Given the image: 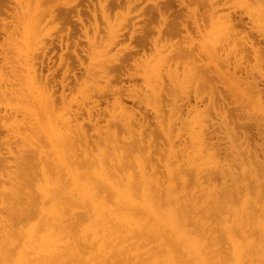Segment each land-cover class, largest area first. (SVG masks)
<instances>
[{"label":"bare ground","instance_id":"6f19581e","mask_svg":"<svg viewBox=\"0 0 264 264\" xmlns=\"http://www.w3.org/2000/svg\"><path fill=\"white\" fill-rule=\"evenodd\" d=\"M42 1L41 8L48 3ZM8 5L0 0V17ZM60 6L50 8L52 21L60 15L71 23L76 15L74 21L84 25L75 2ZM155 6L152 46L158 65L168 64V85L161 70L151 68L153 58L138 64L137 46L121 45V52L98 60L125 33L114 25L105 26L103 35L95 13V32L91 38L86 28L80 31L88 45L81 53L71 51L72 59L65 54L69 41L81 38L78 31L67 26L64 35L48 34L44 42L45 27L37 25L32 5L13 14L23 41L10 44L14 52L7 48L27 66L31 108L22 118L32 136L28 148H18L20 157L9 144L7 154L15 161L0 162V264H126L135 248L123 247L129 239L142 240L148 250L155 245L139 264H159L160 258L162 264H264V158L252 161L264 155V0H159ZM0 20L6 36L1 63L8 66L15 61L4 46L15 36L7 19ZM135 31L129 39L143 49L151 34ZM138 78L143 90L120 86ZM5 81L0 78L4 102L18 93L16 81ZM80 81L87 89L71 96ZM92 81L105 85L91 90ZM125 98L144 108L139 118ZM12 123L2 126L20 139L25 126L17 121L13 130ZM11 165L15 170H8ZM6 181L15 189H7ZM2 244L9 246L4 253Z\"/></svg>","mask_w":264,"mask_h":264},{"label":"rangeland","instance_id":"374dc122","mask_svg":"<svg viewBox=\"0 0 264 264\" xmlns=\"http://www.w3.org/2000/svg\"><path fill=\"white\" fill-rule=\"evenodd\" d=\"M4 2H6V3H8L9 5H8V7L10 8L11 6V8H10V10H9V8H8V13H6V14H3L0 18L3 20V19H5V21H6V19H7V27H10L8 30L10 31V33H11V31H12V33H14V36H15V38H13V37H11L10 39V41L11 42H13V43H9V44H7V46H4V47H9L10 49H12V52H14V49H13V47L10 45V44H14V43H16L17 42V47H19V46H22L21 44H22V41H23V35H22V31H23V28H22V25L20 24H18V23H20V22H18V19L15 17V19H12V17L14 16L13 14L15 13V11L17 10V12H20L21 10H20V8H19V6H25V5H28V8H29V10H31V8H32V13H33V15H34V13H35V15L37 14V18L35 17L34 19L36 20V22H37V25H41V29L40 30H42L43 31V29L42 28H44V31L42 32V34H43V36H44V42H46L47 41V39L45 40V38H46V35H48V34H53L54 36H56L57 35V33H58V35L57 36H59V35H64L66 32H68V27H70L71 28V30H73V29H75L76 31H78L79 32V34H81V40L80 39H77V40H70L69 41V49L66 51V54H65V58L66 59H72L74 56L72 55L73 53V51H74V49H76L77 50V52L78 53H81V46H83V47H86V45H88L87 44V40L86 39H84V37H83V35H82V32H80V31H83L85 28L88 30V33H89V36L91 37V36H93V33L95 32V30H94V28H95V25L93 24L94 22H95V20H94V17H93V15H94V13L96 14V18H97V25H98V28H97V31H101L102 33H103V35L105 34V33H107V31L109 30V27H111V26H114L113 28H114V30H116V31H119V33H121V32H124L125 33V38H123V40H121L120 41V44L117 46V47H115V48H112V49H110V50H108V51H106V52H103L102 54H101V56L99 57V59L98 60H105V59H110V57L111 56H113L114 54H117V53H119V52H121V50H120V46L122 45V46H126V45H132V46H137L138 48H139V51H138V53H137V56H141V58H140V61H139V65H142L143 64V62L145 61V59L148 57V58H153L152 59V61H151V68H152V66H155L154 68H153V70H158V71H160L161 70V73L163 74H161L159 77L160 78H162L163 80H164V82H165V84L166 85H168L169 84V81H168V79H166L168 76H167V70L169 69L168 68V64L167 63H162L163 65H158V60H159V57L157 56V54H154L155 52L153 51V46H152V42L154 41V39H156L157 37V33H156V30H155V28H156V26L158 25L157 24V7L155 6V4H156V2L157 1H159V0H137V1H135V2H139L138 4L137 3H135L133 0H131V5H130V3H128V2H130V0H128V2H125V1H127V0H100V3L103 5L102 7L100 6V4H99V1L98 0H45V2L44 3H46V2H48L47 4H45L46 5V7H45V5H44V7H40V5H41V2H39V1H42V0H30L32 3L30 4V1L28 2V4H27V0H3ZM11 1V2H10ZM26 1V2H25ZM44 1V0H43ZM43 1H42V3H43ZM119 1V2H118ZM134 2V4H133V2ZM22 2H25V3H22ZM35 2V3H34ZM75 2V5L77 4V8L79 7V9H80V12H81V17L83 18V20H84V25H80L79 23L77 24V22L76 21H74V19L77 17L75 14H72V15H75L74 17V19L73 18H71V20H72V22L70 23L69 21H65V22H63L62 21V17L60 16V15H58L57 16V18L56 19H54L53 21L50 19V14H49V10L51 11V9L53 8L54 10L56 9L57 11H58V9H62L61 8V6L60 5H62V4H68V3H71V4H73ZM124 2V3H123ZM127 3V4H126ZM23 4V5H22ZM36 4H38V5H36ZM40 4V5H39ZM124 4H126V5H124ZM133 4V5H132ZM160 4H162V3H160ZM17 5V6H16ZM30 5H32V7L30 8ZM88 5V6H87ZM105 5H106V10L104 9V7H105ZM122 5H124V7H122ZM41 6H43V5H41ZM128 6V7H127ZM193 6V7H192ZM190 8H194L195 7V5H192ZM16 9H15V8ZM37 7H39V8H37ZM48 7V8H47ZM75 7V8H76ZM123 9H122V8ZM139 7V8H138ZM14 8V9H13ZM47 8V9H46ZM51 8V9H50ZM108 8H110L109 9V11H107L108 10ZM116 8H118V9H116ZM177 7H173V11H174V9H176ZM12 9V10H11ZM52 9V10H53ZM90 9V10H89ZM96 9V11L94 12V10ZM122 9V10H121ZM199 9H200V7H199ZM42 10H43V12H42ZM114 10V11H113ZM125 10V12H124V14H123V11ZM131 10V11H130ZM35 11V12H34ZM46 11H48V12H46V13H48L49 14V17L48 18H45L43 21H44V24H43V22L41 23V21H42V19L44 18V16L46 15V13L45 12ZM105 11H107V13L105 12ZM117 11H118V13H117ZM133 11V12H132ZM13 12V13H12ZM38 12H40V13H42L41 15H40V13H38ZM129 12L131 13V14H129ZM200 12H202V9H200ZM8 14V15H7ZM11 14V15H10ZM47 14V15H48ZM10 15V16H9ZM46 15V16H47ZM107 15V16H106ZM110 15V16H109ZM39 16V17H38ZM106 16V17H105ZM113 16V17H112ZM108 17H109V19H108ZM118 17V18H117ZM168 17H169V19H172L173 18V15H172V12H170V13H168ZM40 18V19H39ZM135 18V19H134ZM92 21H91V20ZM118 19V20H117ZM133 19V20H132ZM149 19V20H148ZM14 20H17V24L15 23V24H13V22H14ZM50 20L52 21L51 22V25L49 24L50 23ZM58 20V21H57ZM101 20V21H100ZM105 20V21H104ZM109 20V21H108ZM111 20H112V22H111ZM127 20V21H126ZM132 20V21H131ZM20 21V20H19ZM39 21V22H38ZM54 21H57L56 23H54ZM103 21V22H102ZM48 22V23H47ZM0 45H5V43L3 44V42H5V40L4 39H6L5 37V34H4V32H2V26H4V25H2L3 23L1 22V20H0ZM43 24V25H42ZM46 24V25H45ZM53 24V25H52ZM55 24V25H54ZM56 24H58V25H56ZM104 24V25H103ZM110 24V25H109ZM136 24V25H135ZM143 24H145V25H143ZM14 25H16V26H14ZM48 25V26H47ZM80 25V26H79ZM87 25V26H86ZM156 25V26H155ZM20 26V27H19ZM68 26V27H67ZM86 26V27H85ZM100 26V27H99ZM108 28V30H107V28ZM141 26V29L139 28ZM79 27V28H78ZM17 29V31H15L16 29ZM21 28V29H20ZM102 28H103V30H102ZM132 28V30H130ZM137 28V29H136ZM127 29V30H126ZM61 32H59V31ZM136 30V31H135ZM138 30V31H137ZM139 30H141V32H150L149 34H151L150 36H149V40L148 41H146V42H144V47H143V49L140 47V46H138L139 44L136 42V41H134V40H131L130 41V39H129V35L133 32V31H135L136 33H138L139 32ZM21 31V32H20ZM105 31V32H104ZM53 32V33H52ZM60 33V34H59ZM13 38V39H12ZM92 38V37H91ZM12 40H14V41H12ZM19 41V42H18ZM75 41H77L78 43H79V45H80V47L78 48V47H76L75 48V43L74 42ZM127 41V42H126ZM151 41V42H150ZM123 43V44H122ZM73 44V45H72ZM12 47V48H11ZM6 48H4L5 50V52L7 53V54H9V55H7V56H9L10 57V55H11V50L9 49V48H7V51H6ZM39 48V47H38ZM1 49V48H0ZM71 49V50H70ZM166 49V48H165ZM163 50L162 51V56H165V55H167V53H168V49H166V50ZM120 50V51H119ZM69 51H70V53H69ZM72 51V52H71ZM144 51H145V53H144ZM9 52H11V53H9ZM57 52H60V49H59V47H57ZM108 52V53H107ZM0 53L1 54H3V51L2 50H0ZM143 53H144V55H143ZM152 53V54H151ZM105 54V55H104ZM140 54V55H139ZM4 55V54H3ZM14 54L12 53V57H10L11 59L12 58H14V60H10V61H15L16 63L18 62V64H16L15 62L14 63H9V65L8 66H5L6 68H4V66H2L3 64L1 63L2 62V58L0 57V71L2 70V73H0V78L1 77H3V79H4V81L5 82H8V80H12V81H16V83H18V87H17V85L15 86V84H14V89L16 90V93H17V90H18V93L17 94H13L11 97L10 96H7L8 98L7 99H5V102H4V99L2 100L1 99V97H0V117H1V120H0V137H1V139H0V142H2V141H4L5 143H0V150H1V153L2 154H4L3 156H1L0 157V162H1V159H6V160H14L12 157H10V156H8L9 154H7V152H8V149H7V146H9V144L11 145V147H12V149H13V151L15 152V156H19L20 157V152L18 151V148L21 146V148H24V147H26V145H27V148H28V145H29V140H30V142H31V139H29V138H31V136L32 135H30V134H32L31 133V131H29L30 129L27 127V126H29V124H28V120L26 119V118H22L23 116L22 115H24V114H26L25 112H26V110H28L29 108H31V103L30 102H28L29 101V96H27L28 95V93H29V91L27 90L28 88L26 87V86H28V84H25V83H27V75H28V73H27V66L25 65L26 63H25V61H24V59L21 57V55H19V57L18 58H20V60L22 61V63H21V61L18 59V60H16V56H13ZM156 56V57H155ZM22 58V59H21ZM85 60H87L86 61V63H89V61H90V59L88 58H85ZM95 60H96V58H95ZM23 63H25L24 65H23ZM155 63V64H154ZM21 67H20V66ZM158 65V66H157ZM14 66H19L18 68L20 69V70H18L16 73V76L18 75V73H19V75L21 74V76L19 77V76H15L13 73L18 69V68H15ZM97 66H99L98 64H97ZM163 66V67H162ZM3 67V69H4V72H8V73H3V69H1ZM9 67H12V68H9ZM159 67V68H158ZM64 68V67H63ZM167 70H166V69ZM10 69V70H9ZM15 69V70H14ZM26 72H24L23 70ZM14 70V72H12V71ZM164 70V71H163ZM22 71V72H21ZM149 71H150V73H149V75H151V77H152V69H149ZM62 72V71H61ZM154 72V71H153ZM155 73V72H154ZM4 74H5V76H4ZM9 74V75H8ZM10 74H11V77H9L10 76ZM165 74V75H164ZM7 75V76H6ZM12 76L13 77H16L15 79L16 80H14L13 78H12ZM26 76V77H25ZM167 76V77H166ZM7 77V78H6ZM25 77V78H24ZM22 78V79H21ZM19 79L20 80H22V81H19ZM152 80L154 79V74H153V77L151 78ZM26 82H25V81ZM18 81V82H17ZM20 82H23L24 83V86H22L21 85V83ZM81 82V84L79 83L78 84V86H76V87H74V89H73V91H72V93H71V96H75V95H80L81 94V92L82 91H85L87 88L85 87V84L83 83V81H80ZM93 82V81H92ZM91 82V83H92ZM101 82V83H100ZM128 82V83H127ZM152 82V81H151ZM83 83V84H82ZM93 83H95V85L93 84ZM92 84H91V90H95L97 87H101V86H103V85H105V82L104 81H99V83H98V81H95V82H93ZM22 87H21V86ZM92 85H94V86H92ZM100 85V86H99ZM120 86H126V87H129L130 89L132 88V86H136V90H143L144 89V85H143V80L142 79H140V78H138V79H136L135 80V82H133V81H131V80H128V79H124L123 80V83H121V85ZM141 86V87H140ZM20 87H21V89H20ZM94 87V88H93ZM25 90H23V89ZM145 89H146V87H145ZM147 90V89H146ZM24 92V93H23ZM75 92V93H74ZM23 93V94H22ZM22 94V95H21ZM26 94V95H25ZM25 95V96H24ZM19 96V97H18ZM24 97V99L22 98V97ZM16 97V98H15ZM13 98L14 99H16V100H14L13 101ZM18 98H21V99H18ZM9 99V100H8ZM12 99V100H11ZM26 99V100H25ZM126 99V106L128 107V108H130L131 107V109H132V111H134L135 112V116L137 117V118H139L140 116H139V114H142V113H144V108H138V104L137 103H135V102H131V100L130 101H128L129 99H127V98H125ZM2 100V101H1ZM11 100V101H10ZM19 100H20V102H19ZM23 100H25V102L23 101ZM27 101V102H26ZM12 102H15V103H12ZM2 103V104H1ZM21 103V104H20ZM30 104V105H29ZM3 105V106H2ZM4 107H5V109H4ZM9 108H10V110H9ZM109 108H110V106H109ZM6 110V111H4V110ZM12 109V110H11ZM14 109L16 110H19V112H20V114H17L16 112H14ZM22 109V110H21ZM25 109V110H24ZM134 109V110H133ZM8 110L9 111H11V112H9L8 113ZM18 112V111H17ZM164 112L165 113H167L168 112V108H167V110L166 109H164ZM15 113L17 114V115H15ZM9 114V115H8ZM12 114V115H11ZM14 114V115H13ZM7 117H6V116ZM11 116H13L12 118H11ZM104 116V115H103ZM4 117V118H3ZM6 118V119H5ZM9 118V119H8ZM18 119V120H15L16 122L18 121V123H19V125L23 128L24 126L25 127H27V128H21L19 125V130L18 131H21V129H22V131L21 132H19V135L21 136V138H23V139H14L8 132H6V130L3 128V126H2V123L4 122V123H6L5 124V126L6 125H10L12 122V125H11V127H12V129L13 130H15V128H17L16 127V124H18V123H16L15 121H14V119ZM106 118H108V116H106ZM4 119V120H3ZM13 119V120H12ZM21 119V120H20ZM22 119H23V121H22ZM151 119H153V117H151ZM20 120V121H19ZM22 121V122H21ZM16 123V124H15ZM26 125H25V124ZM105 124V122L103 121L102 122V125H104ZM22 125H24V126H22ZM2 126V127H1ZM14 126V127H13ZM28 131H27V130ZM23 130H25V131H23ZM25 134V136H27V138H28V136H29V138L27 139L25 136H23L24 134ZM7 133V134H6ZM28 133H30V134H28ZM8 135L9 134V137H6V135ZM28 134V135H27ZM4 136V137H3ZM11 137V138H10ZM8 139H11V141L12 142H10V140H8ZM26 139H27V141H26ZM6 140H8V141H6ZM20 140H24L23 142H21ZM19 141V142H18ZM23 143V144H21V143ZM24 142L26 143H28V144H24ZM257 142L258 143H261L262 141L260 140V139H257ZM19 143L21 144V145H19ZM3 144H6V145H4V147H3ZM12 144H14L13 146H12ZM16 144V145H15ZM24 145V146H23ZM15 146H16V148H15ZM23 146V147H22ZM4 150V151H3ZM5 150H7V151H5ZM17 150V151H16ZM18 152V153H17ZM17 154V155H16ZM19 154V155H18ZM259 159H255V157H253L252 158V161H257L258 163H260V162H262L263 160V158H264V155L262 154V153H259ZM6 156V157H5ZM14 156V157H15ZM9 158V159H8ZM15 159H16V157H15ZM260 160V161H259ZM15 161V160H14ZM13 161V162H14ZM248 167L249 168H251L249 165H248ZM15 168V166H13V165H11V166H9L8 167V170L10 169V170H13ZM15 170V169H14ZM10 183V184H9ZM5 185H6V188L7 189H9V186H11L12 187V189L14 188L15 189V185L13 184V183H11V182H9V181H6L5 182ZM10 187V188H11ZM7 192H8V197H7ZM7 192H5L2 196H5V197H7V198H10V196H12L11 195V193L9 192V191H7ZM0 196H1V194H0ZM7 207H9V205L7 206ZM2 211H4V209L2 210ZM5 213H7L8 214V212L5 210L4 211ZM4 212H2V215H4L5 213ZM12 212V211H11ZM6 214V216L4 215L3 217H5V220H8V215ZM144 215V214H143ZM9 219H10V217H9ZM119 233V232H118ZM125 234H123V236H124ZM161 235H162V237H163V239H167L166 238V235H165V233H163V232H161ZM126 236H127V234H126ZM126 239H128V238H126L125 237V240ZM133 241H135V242H133ZM128 242H133L132 244H130L129 245V243ZM126 243H127V245H126ZM126 245V246H125ZM133 245V246H132ZM2 246V249H3V253H4V250L5 249H8L9 248V246L7 245V246H4L3 244L1 245ZM121 246V245H120ZM135 247V248H130V247ZM155 245H151V247H150V249H155V247H154ZM5 249H4V248ZM123 247L125 248V249H129L128 251V254H129V257H128V259H131L130 260V262H129V260H127L126 261V264H139L141 261H147V260H149V255H150V252L152 251V250H148V246H144V243H143V241L142 240H137V239H129V240H126V242L123 244ZM216 248H217V251H216ZM136 249V250H135ZM221 245H219V246H217V247H215V251L213 252L214 254H216V256L219 254L220 255V253L219 252H221ZM157 250V249H156ZM154 252H155V250H153ZM132 254H134V255H132ZM136 254V255H135ZM214 254H213V258H215L216 259V257L214 256ZM131 257H133V258H131ZM162 258H160V261L158 260V262H159V264H162V260H161ZM214 259V260H215ZM134 260H137V262L136 261H134ZM134 261V262H133ZM216 261V260H215ZM136 262V263H135ZM6 264H8V263H6ZM119 264H123V263H119ZM190 264V263H189Z\"/></svg>","mask_w":264,"mask_h":264}]
</instances>
